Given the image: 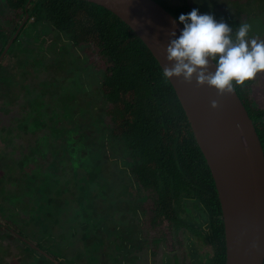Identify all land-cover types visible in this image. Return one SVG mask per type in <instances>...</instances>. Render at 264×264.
<instances>
[{"label":"rangeland","instance_id":"1","mask_svg":"<svg viewBox=\"0 0 264 264\" xmlns=\"http://www.w3.org/2000/svg\"><path fill=\"white\" fill-rule=\"evenodd\" d=\"M246 1L164 0L170 8L186 4L210 14L233 33L247 23L249 38L264 41V0ZM236 4L244 9L239 17ZM7 14L0 0V24ZM31 35L15 38L22 48L0 70L6 78L0 84V223L16 238L0 228V264H54L49 250L74 264H195L189 230L173 235L165 223L152 229L145 216L138 220L129 210L123 193H134L125 171L131 162L110 137L107 103L98 90L102 73L87 50L46 25ZM251 81L252 107L264 111V73ZM110 203L108 218L98 224L92 209ZM84 226L102 243L83 246ZM25 242L34 248L28 262L19 254ZM194 243L199 255L211 257L206 238Z\"/></svg>","mask_w":264,"mask_h":264},{"label":"trees","instance_id":"2","mask_svg":"<svg viewBox=\"0 0 264 264\" xmlns=\"http://www.w3.org/2000/svg\"><path fill=\"white\" fill-rule=\"evenodd\" d=\"M154 1L175 19L191 11L186 4L170 8L164 0ZM27 2L4 0L8 14L0 24V54L25 15L28 19L16 39L32 36L35 28L46 25L72 47L85 48L91 62L102 73L98 90L107 103L105 113L110 137L125 147L131 162L125 171L128 186L134 193H123L129 210L138 220L145 216L152 229L165 223L173 235L185 229L205 237L212 245L213 255L206 257L204 264H225L221 210L210 170L171 84L163 78L162 69L144 43L118 17L96 4L82 0H31L26 6ZM245 3L248 6L250 0ZM236 8V17H239L244 9L237 4ZM16 41L3 60L21 50V43ZM3 77L0 72L1 85L6 79ZM251 84L252 81H246L236 85L235 91L254 124L264 152V111L252 107ZM146 201L147 206L143 207ZM111 205L107 204L101 211L92 209L98 224H104ZM89 209H83L86 218L91 214ZM84 227L83 246L102 243L92 229ZM0 228L3 236L15 238L6 228L1 225ZM18 234L28 238L21 231ZM161 239L154 238L153 243ZM124 240L130 243V239ZM37 246L40 251L42 246ZM33 251L25 242L19 254L28 262ZM47 252L57 264H74V259L67 261L56 252Z\"/></svg>","mask_w":264,"mask_h":264},{"label":"water","instance_id":"3","mask_svg":"<svg viewBox=\"0 0 264 264\" xmlns=\"http://www.w3.org/2000/svg\"><path fill=\"white\" fill-rule=\"evenodd\" d=\"M105 8L144 43L160 68L170 67L166 48L182 25L154 0H82ZM31 0H28L27 5ZM28 15L6 44L14 42ZM211 65L209 71H214ZM189 122L214 181L224 230L225 264L264 262V152L248 112L235 89L219 96L208 86L168 80ZM216 101L218 107L213 108ZM54 264L58 262L50 258Z\"/></svg>","mask_w":264,"mask_h":264},{"label":"clouds","instance_id":"4","mask_svg":"<svg viewBox=\"0 0 264 264\" xmlns=\"http://www.w3.org/2000/svg\"><path fill=\"white\" fill-rule=\"evenodd\" d=\"M182 25L179 34L172 37L166 48L170 67H163L165 80L181 79L198 86H208L219 96L230 95L236 85L251 81L264 73V41L249 38L250 25H239L235 33L224 21L193 8L180 14L175 23ZM211 65L214 71H209ZM212 107H218L212 102Z\"/></svg>","mask_w":264,"mask_h":264},{"label":"flooded vegetation","instance_id":"5","mask_svg":"<svg viewBox=\"0 0 264 264\" xmlns=\"http://www.w3.org/2000/svg\"><path fill=\"white\" fill-rule=\"evenodd\" d=\"M6 53H7V52H6ZM6 53H5V55H6ZM5 55H4V56H5ZM4 56H3V58H4ZM3 58L0 60V63L5 61V60H3ZM0 225H1L2 227H4V228H7V227H6L7 225H2L1 223H0ZM184 236H185V235H184ZM189 238H193V241H190L189 246H190V251L192 252L191 257H192V259L194 260V263H195V264H200L198 261H200L202 258H204L205 261H206V257H208V258H212V255H213V248H212V245H211L210 241H208V243H210L209 245H210V249H211V257H209L208 254H205V255H203V257H202V256L199 255L198 252H197V248H196V244L194 243V239H195V240H196V239H202V238H205V237H203V236H195L193 232H190V233H189ZM201 242H202V241H201ZM26 243H27V242H26ZM40 251H41V250H40ZM205 261H204V263H205Z\"/></svg>","mask_w":264,"mask_h":264}]
</instances>
